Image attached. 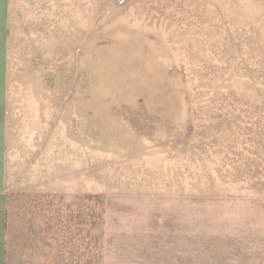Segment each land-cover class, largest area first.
<instances>
[{
	"label": "crops",
	"instance_id": "obj_1",
	"mask_svg": "<svg viewBox=\"0 0 264 264\" xmlns=\"http://www.w3.org/2000/svg\"><path fill=\"white\" fill-rule=\"evenodd\" d=\"M117 5L0 0V264H195V247L264 264V0H202L201 192H104L67 163L65 98L45 88L92 85L99 8Z\"/></svg>",
	"mask_w": 264,
	"mask_h": 264
},
{
	"label": "rangeland",
	"instance_id": "obj_2",
	"mask_svg": "<svg viewBox=\"0 0 264 264\" xmlns=\"http://www.w3.org/2000/svg\"><path fill=\"white\" fill-rule=\"evenodd\" d=\"M127 3L99 8L92 85L45 88L60 113L65 98L67 163L87 166L104 192H201L202 0Z\"/></svg>",
	"mask_w": 264,
	"mask_h": 264
},
{
	"label": "built area",
	"instance_id": "obj_3",
	"mask_svg": "<svg viewBox=\"0 0 264 264\" xmlns=\"http://www.w3.org/2000/svg\"><path fill=\"white\" fill-rule=\"evenodd\" d=\"M119 5H123L126 3V0H116Z\"/></svg>",
	"mask_w": 264,
	"mask_h": 264
}]
</instances>
